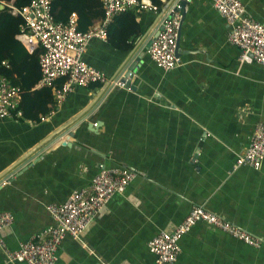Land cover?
<instances>
[{"label": "crops", "instance_id": "obj_1", "mask_svg": "<svg viewBox=\"0 0 264 264\" xmlns=\"http://www.w3.org/2000/svg\"><path fill=\"white\" fill-rule=\"evenodd\" d=\"M171 1L115 16L107 39L89 43L84 59L110 78L137 64L130 89L76 85L60 105L47 101L49 112L37 119L20 106L21 117H0V212L14 215L2 231L9 249L54 226L48 205L89 186L105 166L136 175L80 239H63L55 264H153L149 241L173 231L194 206L260 245L198 222L182 236L174 264H264V161L258 169L234 168L264 122V64L239 61L240 48L212 0H189L178 42L182 63L171 70L157 66L148 44ZM241 1L264 22V0ZM32 97L27 108L46 101ZM0 264L28 263L10 261L0 247Z\"/></svg>", "mask_w": 264, "mask_h": 264}, {"label": "built area", "instance_id": "obj_2", "mask_svg": "<svg viewBox=\"0 0 264 264\" xmlns=\"http://www.w3.org/2000/svg\"><path fill=\"white\" fill-rule=\"evenodd\" d=\"M219 14L226 20L230 32L229 40L240 48L238 59L241 63L258 62L264 64V22L247 14L241 0H212ZM104 16L89 26L79 28L78 14L72 12L66 21L56 20L52 10V0H31L18 7L14 0H2L14 14L23 18L17 34L20 41L30 51L40 48V86L53 90L55 105H60L76 85L89 86L93 83L124 87L126 83L119 77L110 78L97 67L89 64L84 55L94 38L106 40L108 27L115 16L140 7L157 9L158 6L146 0H102ZM182 0H173L166 7L167 14L159 24L157 36L149 46L150 58L164 70H171L182 63L177 54V42L183 22ZM3 64L8 65L7 61ZM65 78L61 86L57 79ZM130 89V87H128ZM22 89L13 84L0 69V117H21L19 110ZM42 116V119H45ZM264 161V122L255 128L250 144L237 156L234 168L250 166L260 168ZM136 172L127 168L102 166L87 187L74 190L62 203H51L48 210L56 224L38 234L34 239L21 244L18 250L8 248L2 236L4 228L11 225L14 215L0 212V247L10 261H26L28 264H55L57 251L63 239L70 235L80 239L83 230L92 222L100 209L115 193L124 192L135 177ZM205 222L231 234L253 246L260 241L250 233L221 218L204 206H194L185 218L171 231H161L148 243L155 255L153 264H174L181 253L180 240L193 225Z\"/></svg>", "mask_w": 264, "mask_h": 264}, {"label": "trees", "instance_id": "obj_3", "mask_svg": "<svg viewBox=\"0 0 264 264\" xmlns=\"http://www.w3.org/2000/svg\"><path fill=\"white\" fill-rule=\"evenodd\" d=\"M30 1L14 0V4L18 7H23ZM152 1L158 6L162 4L161 0ZM1 5L2 0H0V69L13 84L21 87L22 102L20 103V108L24 112L23 115L37 119L40 112H49L50 108L46 107V102H54L51 87H36L41 78L39 64V52L41 49L37 48L29 52L25 48L22 42L16 38L23 18L19 14L12 13L7 6L2 8ZM52 10L56 20L63 21H66L72 12H76L79 17V28L84 31L93 24L94 19L104 16L102 0H52ZM5 60L8 61V65L3 64ZM64 81L65 78L60 79L61 83ZM33 95L38 98L46 96L44 97L46 101H43L44 106H42V101H38L34 107L27 108L25 101L27 98H33Z\"/></svg>", "mask_w": 264, "mask_h": 264}, {"label": "water", "instance_id": "obj_4", "mask_svg": "<svg viewBox=\"0 0 264 264\" xmlns=\"http://www.w3.org/2000/svg\"><path fill=\"white\" fill-rule=\"evenodd\" d=\"M188 2H189V0H182V5H183V20H184L185 11H186V9H187V7H188ZM1 7L4 8L3 5H1ZM181 28H182V26H181ZM181 28H180V32H181ZM157 29H158L157 32H154V33L152 34V37H151V40L149 41L148 46L151 45L153 39L157 36L158 31H159L160 28L158 27ZM179 38H180V36H179ZM179 38H178V42H179ZM178 42H177V54H179V45H178ZM136 65H137V64H130V65L126 68V69H127L126 72H125V73H122L121 81H123V82L126 83V88H128V87L131 88L132 80H133V78H135ZM108 87H109V86L107 85V86L105 87L104 90H106ZM103 92H104V91H103ZM65 142H66V141H65ZM65 142H63V143H65ZM30 154H31V153H30ZM30 154H29V155H30ZM20 163H21V162H20ZM16 166H17V165H16ZM16 166H14V167H16ZM14 167H13V168H14ZM13 168H12V169H13ZM12 169L8 170L7 173L10 172ZM7 173H6V174H7ZM6 174H4V175H6ZM2 176H3V175H2ZM0 178H1V177H0Z\"/></svg>", "mask_w": 264, "mask_h": 264}, {"label": "bare ground", "instance_id": "obj_5", "mask_svg": "<svg viewBox=\"0 0 264 264\" xmlns=\"http://www.w3.org/2000/svg\"><path fill=\"white\" fill-rule=\"evenodd\" d=\"M173 1V0H172ZM182 12H183V10H182ZM183 23V22H182ZM182 26V25H181Z\"/></svg>", "mask_w": 264, "mask_h": 264}]
</instances>
